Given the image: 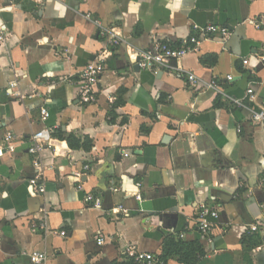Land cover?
I'll return each mask as SVG.
<instances>
[{
  "label": "crops",
  "instance_id": "obj_1",
  "mask_svg": "<svg viewBox=\"0 0 264 264\" xmlns=\"http://www.w3.org/2000/svg\"><path fill=\"white\" fill-rule=\"evenodd\" d=\"M249 20L264 23V0H0V131L15 137L14 153L0 159V264H29L32 251L45 264H131L129 246L156 264H182L190 250L165 253L171 237L200 246L194 264H264V228L248 234L264 224V125L250 120L264 108V25ZM208 24L230 35L176 62L183 77L138 69L139 50L177 46ZM105 52L97 102L82 105L77 76ZM42 128L52 129L39 153L45 195L33 197L27 148ZM88 193L101 209L85 204ZM201 204L219 212L204 238Z\"/></svg>",
  "mask_w": 264,
  "mask_h": 264
},
{
  "label": "built area",
  "instance_id": "obj_2",
  "mask_svg": "<svg viewBox=\"0 0 264 264\" xmlns=\"http://www.w3.org/2000/svg\"><path fill=\"white\" fill-rule=\"evenodd\" d=\"M86 17L89 18L88 15ZM245 23L257 29L264 25L263 22L257 20H249ZM193 30L194 34L182 39L177 46L167 42H156L149 49L139 50L136 53V65L138 69L153 74L175 71L176 76L181 78L184 76V71L180 67L174 66L176 62L187 54L197 53L202 42L213 39L225 40L230 35L227 27L214 24H208L204 27L194 26ZM101 32L103 35L108 36V44L110 46L115 47L120 44V36L113 30L101 27ZM109 54L111 53L105 52L97 59L88 62L79 72L75 84L77 87V98L80 104L89 105L97 102V83L105 70V60ZM258 59L264 64V56H259ZM243 64H247V60H243ZM185 77L188 85L194 86L197 83L196 77L193 74H186ZM225 79L227 82L232 81L231 76H227ZM208 87L214 90L216 94L224 95L216 79L209 81ZM246 96L249 97L250 101L254 99L252 88L246 90ZM233 103L237 107H244L241 100H233ZM39 114L41 122H45L49 118V112L45 107L39 109ZM250 120L253 125H264V108L253 111ZM51 134V128H42L30 137L31 145L27 148V152L32 156L33 175L29 178L27 184L29 194L33 197L45 195L43 167L39 159V153L47 146L51 139ZM14 139L15 137L11 131H4L3 133L0 131V159L14 153ZM88 169V166L84 167L85 171ZM261 186L264 188L263 182ZM137 199H139V196H137ZM84 202L89 208L93 209H101L102 206L101 197L90 193L84 196ZM120 211H122L121 207L112 210L113 213ZM218 217L219 212L217 209L212 208L208 204H201L199 206L195 220V228L200 238H204L210 232L213 225L217 222ZM45 227V223H40L39 228L46 229ZM37 228L36 224L31 225L32 232H35ZM263 228V223L252 224L248 227V234L253 235ZM53 234L62 237L66 235L65 232L58 233L56 231ZM179 238H183V234H180ZM101 243L102 241L99 240L98 245ZM125 254L127 259L135 264H156V259L152 254L140 252L132 246L126 249ZM28 260L29 264H45L47 255L43 252L32 251L28 254Z\"/></svg>",
  "mask_w": 264,
  "mask_h": 264
},
{
  "label": "trees",
  "instance_id": "obj_3",
  "mask_svg": "<svg viewBox=\"0 0 264 264\" xmlns=\"http://www.w3.org/2000/svg\"><path fill=\"white\" fill-rule=\"evenodd\" d=\"M195 247L193 249H191V247L189 246H185L184 242H182L180 239H174V237H171L170 239L167 240V242H165V247H164V252L165 253H170V252H173L172 249H176V250H179V249H189L190 253L188 255V253H186V258L183 259L182 261V264H194L198 257H200L203 252H202V249L200 248L199 245H194ZM159 260L163 263H165V257H161L159 256L158 257ZM131 264H135L134 262L132 261H129Z\"/></svg>",
  "mask_w": 264,
  "mask_h": 264
}]
</instances>
